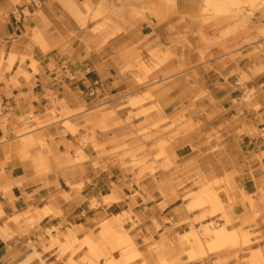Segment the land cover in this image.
Wrapping results in <instances>:
<instances>
[{
    "label": "crops",
    "instance_id": "obj_1",
    "mask_svg": "<svg viewBox=\"0 0 264 264\" xmlns=\"http://www.w3.org/2000/svg\"><path fill=\"white\" fill-rule=\"evenodd\" d=\"M101 1L0 0V264H87L83 259L93 256L98 264L118 263L125 252L121 257L122 232L113 219L124 213L123 235L142 257L129 264H158L167 254L178 264H244L252 254L264 263L258 13L220 38L227 25L200 27L191 19L200 0H175L174 11L146 13L117 32L87 19L90 5ZM156 48L171 57L144 76L138 57L150 66L147 51ZM147 91L164 121L160 128L174 123L171 133L177 131L160 136L174 146L172 165L162 157L153 172L120 162L112 151L130 127L104 117L112 111L123 120L134 110L127 99ZM155 116L150 111L142 121ZM195 181L216 193L227 231L247 237V247L187 259L178 239L199 215L184 198L197 190ZM221 215L202 222L223 224ZM101 225L117 235L111 238L116 250L99 248ZM53 239L58 243L43 252ZM66 241L73 255L60 249ZM31 243L39 244L40 258Z\"/></svg>",
    "mask_w": 264,
    "mask_h": 264
},
{
    "label": "rangeland",
    "instance_id": "obj_2",
    "mask_svg": "<svg viewBox=\"0 0 264 264\" xmlns=\"http://www.w3.org/2000/svg\"><path fill=\"white\" fill-rule=\"evenodd\" d=\"M200 7L198 13L191 19L193 22L198 23L200 27L212 26L213 29H218L223 25H227V29L220 33V38L230 33H235L237 30L244 28L250 24L254 18V13H258L259 21H262L260 34L264 39V0H200ZM175 0H102L96 6H91L86 13L87 19L91 21L99 20L101 23L98 28L107 30L111 26H115L116 31H120L123 26H127L130 23H135L142 18L144 14H150L158 17L160 10H165L170 13L174 11ZM190 19V18H189ZM231 24V26H229ZM200 39L204 42H208L206 36L200 31ZM150 59V66L144 62V58L138 57L136 69L142 71L144 76L150 74L153 70H156L163 65L170 57L169 51L166 50L165 54H162L160 48L147 51ZM155 62L154 64L152 62ZM244 79L240 78L239 82H243ZM246 100L247 97L245 98ZM150 103V107L144 109V104ZM126 106L133 108V111H129L127 116L121 120L116 115L109 111L104 113V117L112 118L119 128L126 130V126L130 127V131L123 133L119 138V144L114 147L112 153L118 156L120 162L128 161L132 167H144L149 166L151 172L156 170L157 161L160 158H167V166L169 163V153L173 152V144L160 140V136L164 133H170L169 137H173L177 131L171 133L174 129V123L168 128H160V124L163 121L160 118L159 108L154 101V96L149 91L139 94L136 97L127 99ZM156 113L154 118L147 121H142L144 115L148 112ZM116 143V142H115ZM149 143L150 146H145ZM195 184L197 190L185 191L184 198L188 200L187 210L189 212L197 210L199 215L194 217L190 222V233L179 237V243L182 248L186 249L185 254L188 260H202L207 257L208 254L213 252H219L223 250H238L242 247H247L249 241L247 237L240 238L235 232L227 231V226L230 221L223 214V206L218 199H216V193L207 190V184L202 181ZM204 182V181H203ZM94 204H92L93 206ZM209 209V211H208ZM215 213H222L221 219L224 220L223 224L219 222H213L211 220L202 222L209 216ZM114 223L119 225L121 235L117 241L118 249L125 255L120 258V261L115 264H129L133 261L142 258L137 250L133 247L130 240L126 237L122 228L128 221L127 215L124 213L113 219ZM103 224V223H102ZM100 241L102 245L99 248L108 247L109 250H116L115 246L111 244V238L117 237L104 233L101 225ZM123 235V238L121 237ZM114 239V240H115ZM58 243V239L50 241L49 247L42 244L41 248L43 252L49 251L53 245ZM63 243L60 246L63 252L72 250L71 255L75 253L72 247L70 248L68 242ZM187 243V244H186ZM41 244V243H40ZM89 244V243H87ZM39 246L37 243H31L30 247L34 253L33 257H39L36 254V248ZM83 245H80L81 248ZM170 254L161 256L158 259V264H178L179 260L170 259ZM236 257V256H235ZM31 258V257H30ZM28 258L27 260H29ZM98 264V258L93 256L92 258H84L82 263ZM244 264H264L262 258L258 255H251L248 259H243ZM71 264H76L70 261ZM44 264V263H42ZM108 264V263H107ZM113 264V263H112ZM141 264H145L142 260Z\"/></svg>",
    "mask_w": 264,
    "mask_h": 264
},
{
    "label": "bare ground",
    "instance_id": "obj_3",
    "mask_svg": "<svg viewBox=\"0 0 264 264\" xmlns=\"http://www.w3.org/2000/svg\"><path fill=\"white\" fill-rule=\"evenodd\" d=\"M110 200H111L110 197L103 199L104 202H107V201H110ZM93 206H96V204H94Z\"/></svg>",
    "mask_w": 264,
    "mask_h": 264
},
{
    "label": "built area",
    "instance_id": "obj_4",
    "mask_svg": "<svg viewBox=\"0 0 264 264\" xmlns=\"http://www.w3.org/2000/svg\"><path fill=\"white\" fill-rule=\"evenodd\" d=\"M92 95H93V93L91 92V93H90V96H92Z\"/></svg>",
    "mask_w": 264,
    "mask_h": 264
}]
</instances>
